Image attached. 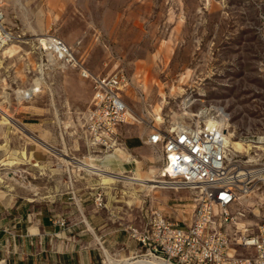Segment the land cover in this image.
I'll use <instances>...</instances> for the list:
<instances>
[{"label":"rangeland","instance_id":"1","mask_svg":"<svg viewBox=\"0 0 264 264\" xmlns=\"http://www.w3.org/2000/svg\"><path fill=\"white\" fill-rule=\"evenodd\" d=\"M4 4L7 21L24 37L32 41L44 35L58 37L91 74L118 73L126 78L123 100L134 121L122 127L124 136L150 133L152 127L169 128L187 122L193 115L197 116L194 119L214 117L215 121L222 119L232 140L245 144L246 152H240L245 160L254 151L249 140L264 134V0H4ZM33 45L19 43L0 50V108L24 123L28 135L35 123L31 109L43 113L48 103L45 85L38 99H22L27 90L22 85L43 75L46 78L41 67L47 63L46 58L33 50ZM69 81L62 75L54 79L55 98L63 101L68 95L74 110L84 98L82 93L89 98L90 87L84 92L72 91ZM0 122L4 123L2 119ZM7 128L11 133L5 136L6 155L0 157V166L5 165L0 167V187L15 190V181L23 174L28 188L31 183L35 185L32 177L36 168L20 152L27 153L29 148L23 149L22 140L26 145H34V141L19 134L20 129L14 126ZM132 144L128 139L127 145ZM56 148L53 165L70 162L69 173L66 169L55 170L54 165L53 183L39 181V193L50 186L54 194L69 185L78 186L74 178L83 172L74 160L95 164L82 159V151ZM146 149L155 160L143 171L154 168L157 176L162 163L157 162L160 154L152 147ZM14 155L20 163H13ZM123 175L134 176L131 172ZM114 183L121 197V211L137 212L143 200L158 205L153 198L160 191H169L178 200L180 197L184 217L192 215L189 190L174 192L157 187L146 193L138 185L132 188L122 180ZM23 188L20 189L26 193ZM146 194L150 196L144 197ZM131 200L133 204L128 203ZM242 204L247 206V214L238 227L254 231L264 220V193L251 196ZM234 254L250 257L252 250L236 247ZM131 255L122 253L114 259Z\"/></svg>","mask_w":264,"mask_h":264},{"label":"built area","instance_id":"2","mask_svg":"<svg viewBox=\"0 0 264 264\" xmlns=\"http://www.w3.org/2000/svg\"><path fill=\"white\" fill-rule=\"evenodd\" d=\"M19 43L34 44L33 50L46 58L47 63L41 66L43 69L71 68L90 81L93 89L91 106L80 117L77 136L86 149L92 154L124 151L122 127L134 121L123 100L128 85L126 78L118 73L91 74L74 51L58 37L44 35L33 41L24 37L7 21L4 0H0V50ZM31 89L33 92L28 99L40 91V85L32 86L25 93ZM24 96L22 99H27ZM194 118L197 116L169 128L152 127L145 141L161 156V171L155 184L159 189L174 192L189 190L193 201L191 218L179 226V221L158 207H150L141 229L131 226L127 229L128 237L139 245L131 256L154 258L170 264H264V220L254 231L246 230L245 226L238 227L239 221L247 214V206L242 203L251 196L264 193V134L249 140L254 151L244 160L242 153L228 145L224 126ZM0 119L3 120L1 108ZM10 119L20 129L19 134L30 137L42 152L55 157L56 147L28 135L23 124L12 117ZM210 119L215 120L214 117ZM8 126L13 127L0 122V127ZM74 161L75 164L82 163ZM54 165L55 170L66 169L67 173L71 166L70 162H56ZM33 167L37 165L33 164ZM82 172L80 175L92 174L90 169H82ZM144 197L148 198L147 195ZM95 200L98 206L102 205L100 193ZM51 221L59 227L67 225L62 217H53ZM236 247L252 250V255L235 256ZM98 248L99 264H110L108 255L114 260L125 251V247H120L116 252H109L100 244ZM115 261L121 264V260ZM0 264L6 263L0 259Z\"/></svg>","mask_w":264,"mask_h":264},{"label":"crops","instance_id":"3","mask_svg":"<svg viewBox=\"0 0 264 264\" xmlns=\"http://www.w3.org/2000/svg\"><path fill=\"white\" fill-rule=\"evenodd\" d=\"M43 70L45 79L43 75L41 81L37 77V80L31 81L32 83L27 82L22 85L28 89L38 83L40 89L45 85L47 91L48 103L45 112L39 113L33 109L30 111V115L35 120V123H32L34 125L32 135L62 150L82 151V159L95 162L101 171L114 175V172H117L114 170V158H112L114 153L92 154L77 137L80 117L91 106L93 89L90 81L83 79L71 68L66 70L70 71L68 73L49 68ZM61 75L70 80L69 87L72 91L78 89L79 92H84L88 85L90 87L89 98L87 99L82 93L84 98L79 100L78 107L74 110H71L67 94L63 101H57L55 98L53 81ZM41 95L42 90L33 94L31 99ZM23 119L24 117L21 118ZM10 133L11 130L7 127H0V140H3L0 141V157L2 154L6 155L8 139L5 136ZM148 136L149 133L123 135L126 146L123 153L131 158L130 161L123 162V173L146 172L143 171L144 166L153 163L155 159L146 149L150 148L145 143ZM128 139L133 141L132 146L127 145ZM22 142L23 149L30 146L33 148L32 150L28 148L27 153H20L25 159L30 158L32 165H37L35 175L32 177L35 185L31 183L27 188L24 185L25 178L21 174L15 181L17 184L15 190L7 186L0 187V259L6 264H99L101 256L99 244L109 252H116L120 247H125V251L122 252L125 255L137 249V243L128 237V227L123 224L129 222V226L141 229L150 207H158L166 215L179 221V226H183L182 221H189L191 218V215L188 218L184 217L180 197L178 200V197L169 191H160L158 196L153 198L158 205L151 204V201L145 203L143 200L144 203L137 212L129 213L124 209L121 211V197L115 191L113 176L109 181H103L102 176L93 178L92 175H80L74 178V182H78L76 187L69 185L64 187L61 193L54 194L53 187L50 186L39 193L37 186L39 181L46 180L47 184H52L54 181L53 159L35 145H26L24 140ZM12 159L13 163L21 162L16 155ZM157 162L161 163V156L158 157ZM20 188L26 189L27 192L24 193ZM99 193L102 196L101 206H98L95 200ZM131 201L128 203L133 204V200ZM56 216L66 221V227L52 223V218ZM135 219H138L137 222Z\"/></svg>","mask_w":264,"mask_h":264},{"label":"bare ground","instance_id":"4","mask_svg":"<svg viewBox=\"0 0 264 264\" xmlns=\"http://www.w3.org/2000/svg\"><path fill=\"white\" fill-rule=\"evenodd\" d=\"M8 48L5 49V51H7ZM38 84V83H37ZM33 90H29L27 93H24V98H28L31 94H32ZM19 93V91H18ZM1 113L3 116V122L7 123V124H11L14 127L18 128L16 123H14L10 118L11 116L9 115L8 111L4 108L1 109ZM223 119L225 117L224 114H222ZM160 118H157V120H159ZM209 124L211 125H220L223 126L222 123V119L221 120H212V119H207ZM2 123V122H1ZM19 129V128H18ZM231 134H227V143L228 145L237 152H246V148H245V144H243L240 141H236V140H232L231 139ZM112 158H114V170H116L117 172H114V175L111 173H103L104 171H100V169L98 168V166H96L93 163L90 164H85V163H78L77 165L81 168V169H90L92 171L93 174L99 175L103 177V181H109L110 177H114V180H122L124 181V183L130 184V186L133 188V185H138L141 187L142 191H146V193L150 192L151 190H153L154 188H160L159 185H156L155 183H157L156 178L157 176L154 174V168H150L148 171L146 172H139V171H135L134 172V176H124L123 175V162L125 161H130L131 158L129 156H127L126 154L123 153V151H117L114 153V155H112ZM134 160V159H133ZM135 161V160H134ZM113 161H111L112 163ZM136 162V161H135ZM161 168L158 170V174L160 173ZM157 174V175H158ZM242 228V227H241ZM107 260L110 264H116L115 259L113 260L109 255L107 256ZM121 264H170V263H166L154 258H146V257H126L124 259L121 260Z\"/></svg>","mask_w":264,"mask_h":264}]
</instances>
